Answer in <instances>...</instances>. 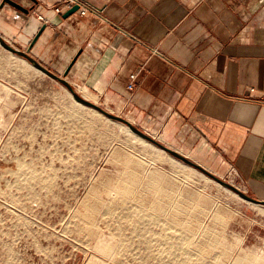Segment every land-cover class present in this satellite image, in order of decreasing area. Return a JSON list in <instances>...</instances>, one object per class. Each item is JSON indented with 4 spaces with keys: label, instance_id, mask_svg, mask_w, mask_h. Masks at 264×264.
Returning <instances> with one entry per match:
<instances>
[{
    "label": "rangeland",
    "instance_id": "374dc122",
    "mask_svg": "<svg viewBox=\"0 0 264 264\" xmlns=\"http://www.w3.org/2000/svg\"><path fill=\"white\" fill-rule=\"evenodd\" d=\"M68 91L0 45V264H175L169 256L185 251L192 263L264 264V205L134 137ZM104 108L253 196L209 146L188 145L168 128ZM124 153L134 160L129 165ZM135 169L142 186L132 196L118 193L116 179ZM155 172L164 174L166 189L181 192L160 193V208L143 186ZM128 208L147 220L137 233ZM179 233L184 239L172 251L169 241Z\"/></svg>",
    "mask_w": 264,
    "mask_h": 264
},
{
    "label": "crops",
    "instance_id": "0c3cea01",
    "mask_svg": "<svg viewBox=\"0 0 264 264\" xmlns=\"http://www.w3.org/2000/svg\"><path fill=\"white\" fill-rule=\"evenodd\" d=\"M2 0H0L1 2ZM5 4L0 34L84 97L212 148L264 199V0H61ZM41 16V17H40Z\"/></svg>",
    "mask_w": 264,
    "mask_h": 264
},
{
    "label": "water",
    "instance_id": "95a60500",
    "mask_svg": "<svg viewBox=\"0 0 264 264\" xmlns=\"http://www.w3.org/2000/svg\"><path fill=\"white\" fill-rule=\"evenodd\" d=\"M31 1H33V3L36 2V0H31ZM5 4L12 5V6L16 7L17 9H19V10L25 12V13H28L32 9V7L24 6L22 3H20L17 0H2L0 2V9ZM78 7H79V5L77 3L71 5V7H69L63 13V17H67V16L71 15L72 13H74L78 9ZM44 27H45L44 25H41L40 28L37 30V32L35 33L33 39L30 41L28 50H23V49H20L18 47H15L13 44L8 42L1 34H0V45L2 47H4L5 49H7L8 51H10V52H12V53H14V54L26 59L37 70L43 72L44 74H46L47 76H49V77H51L53 79L59 81L61 84H63L69 90V92L71 93L72 97L77 102L83 104L84 106H87V107H90V108L96 110L97 112H99L100 114L104 115L105 117H107L109 119H112V120L121 122L123 124H126L128 126V128L130 129V131H132L134 134H136L137 136H139L143 140H145V141L151 143L152 145L158 147L159 149L167 152L168 154H170L173 157L181 160L185 164L200 170L201 172H203L207 176L211 177L212 179L217 181L219 184H221L225 188H227V189L233 191L234 193H236L239 197H241V198H243L245 200H248L250 202L256 203V204L264 205V199H260V198L251 196L248 193H246L243 190H241L240 188H238L237 186L220 179L219 177H217L216 175H214L213 173L208 171L206 168H204L202 165H200V164L192 161L191 159H189L186 155H184V154L180 153L179 151L167 146L166 144L156 140L154 137H152L151 135L147 134L146 132H144L139 127L135 126L127 118L106 110L104 107L100 106L95 101H92V100L84 97L80 93H78V91L65 78V75L67 74V72L69 70V67H67L64 70L63 76H62V75H59V74L51 71L50 69L45 67L41 62L36 60L32 55L29 54V49L32 47L33 43L38 38V36L40 35V33L42 32Z\"/></svg>",
    "mask_w": 264,
    "mask_h": 264
},
{
    "label": "bare ground",
    "instance_id": "6f19581e",
    "mask_svg": "<svg viewBox=\"0 0 264 264\" xmlns=\"http://www.w3.org/2000/svg\"><path fill=\"white\" fill-rule=\"evenodd\" d=\"M75 4V3H74ZM73 5V4H72ZM71 7V6H70ZM78 10V9H77ZM76 10V11H77ZM68 94H69V96L70 97H72V95H71V93L68 91ZM86 97H88V98H92V95L91 94H87V95H85ZM72 99L74 100V98L72 97ZM76 103H78V104H80V105H83V104H81V103H79V102H77L76 100H74ZM128 119H130V121L132 120V118H130V117H128ZM122 125L124 126V128H125V130H127L129 133H131L134 137H136V138H139V139H142V138H140L139 136H137L136 134H134L132 131H130V129L128 128V126L126 125V124H123L122 123ZM143 140V139H142ZM145 141V140H144ZM114 150H116V149H113V151ZM119 151V150H118ZM121 152V151H120ZM113 153V152H112ZM130 155V154H129ZM129 155L127 156V155H125V153H124V157H123V159H124V164H128L129 165V163H130V161L132 160V161H134L133 159H130V157H131V155H130V157H129ZM117 156H118V154H117ZM120 157H121V155H120ZM112 158V157H111ZM136 160H138V159H136ZM120 161V160H119ZM118 162V161H117ZM140 162V161H139ZM138 162V163H139ZM124 164L122 165V166H124ZM121 166V165H120ZM127 166V165H126ZM136 166V165H135ZM135 166H134V168H135ZM141 166V165H140ZM129 167V166H128ZM137 167V166H136ZM130 169H131V167H129ZM133 169V168H132ZM134 170V169H133ZM136 170V169H135ZM138 171H140V170H138ZM156 171V170H155ZM127 172V171H126ZM141 172V171H140ZM139 172V173H140ZM125 175H126V173L125 172H123ZM120 174H122V173H120ZM119 174V175H120ZM141 174V173H140ZM140 174H138L137 173V170H136V172H132V173H128V175H126V177H124V178H122V176H121V178L122 179H120L119 181H117L118 180V178L116 179V181H115V184H113L114 185V187H115V190L117 189L119 192L118 193H121L122 195H131L132 193H135V191L137 190L136 188H134V186L136 185V184H139V185H141L142 186V179H140L141 177V175ZM149 174V173H148ZM117 175H118V173H117ZM118 175V176H119ZM147 175V174H146ZM150 175V174H149ZM148 175V176H149ZM94 178V177H93ZM143 178H144V176H143ZM163 179H164V174L163 173H160V172H155L154 173V175H150L149 177H147V179H145V181H144V190L145 191H148V192H150V193H153V194H155L156 195V197L155 196H153V197H155L154 199H152V202H150V204H153L154 205V208H155V206H159V208H160V206L162 205V202H161V200H159V198H157L159 195H160V193H162V194H167V192L169 193V194H172L171 196L172 197H177V196H179V192L180 191H178V190H174V189H166V187H164L163 186V184L165 183H163ZM169 179V178H168ZM113 182V181H112ZM175 184V183H174ZM140 186V187H141ZM136 187V186H135ZM139 187V188H140ZM108 188V187H107ZM142 188V187H141ZM141 188H140V190H141ZM176 188V187H175ZM136 189V190H135ZM143 189V188H142ZM178 189V188H177ZM109 190V189H108ZM107 190V191H108ZM116 190V191H117ZM135 190V191H134ZM111 191V190H110ZM113 191V190H112ZM109 192V191H108ZM115 192V191H114ZM140 191H138V193H139ZM136 193H137V191H136ZM135 193V194H136ZM143 193V192H142ZM181 193V192H180ZM135 194H133V195H135ZM143 194H145V193H143ZM141 195V194H140ZM148 195V194H147ZM189 194H187V196H188ZM132 196V195H131ZM138 196V195H137ZM137 196H135V197H137ZM162 196V195H161ZM141 197V196H140ZM143 197V196H142ZM148 197V196H147ZM162 197H165V196H162ZM120 198V197H119ZM123 198H124V196H123ZM123 198H122V200H123ZM138 198V197H137ZM171 198V197H170ZM83 199V198H82ZM141 199V198H140ZM171 199H173V198H171ZM175 199V198H174ZM179 199V198H178ZM165 200V199H164ZM163 200V201H164ZM121 201V200H120ZM147 201V200H146ZM169 201H171V200H169ZM169 201H168V203H169ZM172 201H174V202H176L175 200H172ZM191 201H193V199L191 200ZM165 202V201H164ZM167 203V204H168ZM173 203V202H172ZM178 203H180V204H183L182 203V201H179ZM191 203V202H190ZM189 203V205H191ZM196 203V202H195ZM170 204V203H169ZM177 205V204H176ZM179 205V204H178ZM197 205V204H196ZM123 206H125V204L123 205ZM151 206V205H150ZM175 206V205H174ZM181 206V205H180ZM134 207V206H133ZM153 207V206H152ZM125 208H126V206H125ZM124 208V209H125ZM136 208V207H135ZM171 208V207H170ZM176 208V207H175ZM189 208V207H188ZM192 208V207H191ZM195 208V207H194ZM177 210H178V207L176 208ZM185 209H187L186 207H185ZM110 210V209H109ZM160 210V209H159ZM175 210V209H174ZM139 211V210H138ZM161 211H162V208H161ZM169 211V210H168ZM176 211V210H175ZM141 212V211H140ZM170 212V211H169ZM172 212V211H171ZM180 212H181V210H180ZM179 212V213H180ZM127 213H128V215H131L132 216V220H133V222H134V227H133V230L132 231H134V232H136L137 233V230L139 229V227H141L139 224L141 223V221L142 222H144V221H146L147 222V220L145 219V215H141L140 213H137V212H134V209L132 208V209H127ZM165 214V213H164ZM173 214V213H172ZM182 214V213H181ZM127 215V214H126ZM125 215H123V217H124ZM176 216V215H175ZM175 216H172L173 218L175 217ZM178 216V215H177ZM126 217V216H125ZM178 218V217H177ZM135 219V220H134ZM132 220H130V221H132ZM125 221V220H124ZM126 221H127V219H126ZM125 221V222H126ZM128 222L129 221H127L126 223L128 224ZM146 222H144V223H146ZM144 223H142V225H144ZM126 224V225H127ZM130 224V223H129ZM130 226H131V224H130ZM181 226V225H180ZM184 226V225H183ZM115 227V226H114ZM124 227H125V225H124ZM117 228V227H116ZM143 229V228H142ZM124 230V229H123ZM139 231V230H138ZM144 231V230H143ZM122 232V231H121ZM143 233V235H144V232H142ZM119 234H120V231H119ZM172 234V233H171ZM176 234V233H175ZM180 234V233H179ZM135 235H137V234H135ZM142 235V234H141ZM142 235V236H143ZM173 235V234H172ZM171 235V236H172ZM177 235V234H176ZM120 236V235H119ZM141 236V237H142ZM159 236V235H158ZM174 236V235H173ZM180 236H182L183 237V234H180L179 236H177L178 237V239H174V240H172V241H169V242H171V243H169V248H173V246H175V245H179L180 244ZM147 237H150V236H147ZM157 237V236H156ZM120 238H121V236H120ZM143 238V240L144 241H148V239H144V237H142ZM151 238V237H150ZM159 238V237H158ZM164 238V237H163ZM170 239V238H169ZM181 239H184V237L183 238H181ZM167 240V239H166ZM168 241V240H167ZM150 242H151V239H150ZM150 244V243H149ZM168 244V243H167ZM182 245V244H181ZM172 248H171V250H172ZM175 248H178V247H176L175 246ZM182 248V247H181ZM168 251V250H167ZM173 251V250H172ZM181 251V250H180ZM171 252V251H170ZM182 252V251H181ZM187 254H188V252L187 251H185ZM183 253L185 256L183 257V256H179V255H177L178 253H179V251H178V253L176 254L177 255V258L176 257H170L169 256V258H172L173 260H176L177 262H175V264H200L199 262H197V260H194L195 262L194 263H192L193 261H192V259H193V257H192V259L186 254V253ZM172 253V252H171ZM176 253V251H174V254ZM168 254V253H167ZM166 254V255H167ZM183 254H181V255H183ZM161 255V254H160ZM172 255H173V253H172ZM176 255H174V256H176ZM154 256H156V255H154ZM154 256H152V257H154ZM161 256H164V255H161ZM157 257H159V255L157 256ZM165 257V256H164ZM183 257V258H182ZM155 258V257H154ZM160 258V257H159ZM163 258V257H162ZM161 259V258H160ZM196 259V258H195ZM252 260V259H251ZM256 260V259H255ZM255 260H252L251 261V263L252 264H255L256 262H255ZM216 262V261H215ZM249 263H250V261H249ZM173 264V263H172Z\"/></svg>",
    "mask_w": 264,
    "mask_h": 264
},
{
    "label": "built area",
    "instance_id": "2783aa9c",
    "mask_svg": "<svg viewBox=\"0 0 264 264\" xmlns=\"http://www.w3.org/2000/svg\"><path fill=\"white\" fill-rule=\"evenodd\" d=\"M74 3H77L78 5H79V7H78V12L81 14V15H84V14H86L87 12H93V13H95L96 11L94 10V9H92V8H90L89 6H87V5H85V4H80L81 2L79 1V0H61L60 1V3H59V5H56L55 7H54V10L56 11V12H60L61 10H62V8H69L72 4H74ZM41 17V16H40ZM230 171H231V174H233V177L235 176V175H237V171H236V169H235V167L233 166V167H231V169H230Z\"/></svg>",
    "mask_w": 264,
    "mask_h": 264
}]
</instances>
